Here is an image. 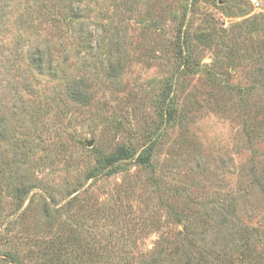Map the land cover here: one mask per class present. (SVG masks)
I'll list each match as a JSON object with an SVG mask.
<instances>
[{"label":"rangeland","instance_id":"rangeland-1","mask_svg":"<svg viewBox=\"0 0 264 264\" xmlns=\"http://www.w3.org/2000/svg\"><path fill=\"white\" fill-rule=\"evenodd\" d=\"M258 2L0 0V264H264Z\"/></svg>","mask_w":264,"mask_h":264},{"label":"trees","instance_id":"trees-1","mask_svg":"<svg viewBox=\"0 0 264 264\" xmlns=\"http://www.w3.org/2000/svg\"><path fill=\"white\" fill-rule=\"evenodd\" d=\"M125 153H126V147L118 146L115 153L107 158V163L109 165H111V164L118 162L121 159H125L126 157L129 156L128 154H125ZM149 157H150V154L147 153L146 155L141 156L140 161L146 163V162H148ZM255 184H257L258 186L261 185L259 180H255ZM261 189L263 190L262 187H261ZM255 248H256V246H255ZM255 250L257 251V249H255Z\"/></svg>","mask_w":264,"mask_h":264},{"label":"built area","instance_id":"built-area-1","mask_svg":"<svg viewBox=\"0 0 264 264\" xmlns=\"http://www.w3.org/2000/svg\"><path fill=\"white\" fill-rule=\"evenodd\" d=\"M251 3H252L255 7H257V6L259 5L258 0H251Z\"/></svg>","mask_w":264,"mask_h":264}]
</instances>
